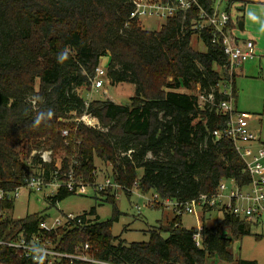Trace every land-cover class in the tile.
<instances>
[{"label":"trees","instance_id":"trees-1","mask_svg":"<svg viewBox=\"0 0 264 264\" xmlns=\"http://www.w3.org/2000/svg\"><path fill=\"white\" fill-rule=\"evenodd\" d=\"M198 2L210 11L216 0ZM234 2L228 0L229 11ZM132 9L130 0H0V187L15 190L32 172L41 171L46 181L57 178L64 183L71 169L77 180L93 184L96 157L112 165L106 178L128 187L137 182L144 193L178 201L212 194L222 179L234 178L241 186L250 183L232 141L212 134L225 125L227 115L209 103L204 108L198 104L199 90L213 94L216 103L226 100L218 84L229 74L227 56L223 46L212 41L211 29L195 28L197 7L179 10L159 30L145 29L130 17ZM240 18L231 25L237 27ZM195 34L206 44L205 51L192 45ZM65 49L67 59L58 63L57 56ZM106 55L109 84L135 85V94L124 103L110 98L87 101L79 92L93 83ZM235 78L236 74V97ZM34 97L42 102L33 104ZM49 108L54 111L52 119L32 127L36 113ZM84 113L92 114L100 126L74 120ZM64 129L69 130L67 136ZM22 145L29 160L21 156ZM44 151L52 152L50 161L42 158ZM96 191L113 203L110 218L99 220L92 207L81 213L82 222L50 232L40 228L41 221L50 218L48 213L17 217L11 213L16 200H0V237L44 235L69 253L89 243L96 261H73L83 264H206L210 256L234 259L233 238L224 233L225 227L233 236H243L250 233L251 223L257 224L225 211L218 224H203L200 246L196 228L185 227L182 215L174 214L167 225L150 228L147 241L128 243L112 231L122 214L117 195L110 188ZM75 193L61 185L46 201L52 207ZM0 264L35 262L0 244ZM239 264L256 261L241 259Z\"/></svg>","mask_w":264,"mask_h":264},{"label":"built area","instance_id":"built-area-1","mask_svg":"<svg viewBox=\"0 0 264 264\" xmlns=\"http://www.w3.org/2000/svg\"><path fill=\"white\" fill-rule=\"evenodd\" d=\"M133 9L130 12L131 18H137L141 21L142 17L157 15L161 18H169L175 15L179 10L187 11L194 6L197 7L198 21L195 28L202 30L210 28L213 34L212 41L222 45L227 56V68L229 79L226 82L218 84L219 91L227 95L226 100L214 102L213 94L206 95L203 92L198 94V104L204 108L207 103L210 106H215L216 111L222 115H227L225 125L213 129L212 134L216 139L228 138L232 141L236 151L245 163V169L250 175V183L247 186H241L234 178L222 179L218 184L216 191L212 194L202 193L198 197L188 201H178L170 198H162L159 193L152 192L151 196H147L142 192L147 199L149 205L154 206L162 204L172 206V211L176 215L185 213L195 214L199 211H204L208 208H221L224 212H229L236 216L246 218L251 222H264V143L260 142V133L250 129L249 118L251 114L246 111H239L235 106L236 97L234 96V75L237 68L244 62L252 60L256 57L255 42L253 39H246L243 43L236 40V36L230 33L233 16L227 8L223 9L214 5L210 11L202 7L198 0H130ZM217 3V0L216 2ZM197 35V34H196ZM107 70L99 66L96 70V76L93 79L95 88H101L105 85L104 79L109 83L106 77ZM77 122H83L86 125L99 127V122L90 113H84L80 117L74 118ZM69 134L68 129L63 130V135ZM42 158L45 157L42 153ZM48 161V160H46ZM50 161V160H49ZM57 172V171H56ZM44 171L38 175L32 172L26 179L24 186L17 187L15 190H6L0 187V200H11L20 197V192L23 188L28 190H42L45 187L55 189L61 186L77 193L83 192L86 187L95 186V190H104L110 188L111 192L117 195L119 190H127L133 193V188L138 185L134 183L133 187L124 186L117 182L104 179L101 182L85 183L81 178H75L73 170L68 174V180L61 183L57 178L51 181L44 179ZM230 183V185H229ZM230 186H233L232 188ZM54 191V192H55ZM53 192V193H54ZM52 193V194H53ZM139 208V205H137ZM82 222L81 214L62 212L60 216L51 221V217L44 219L40 223V228L45 231H52L58 227L71 226L72 223ZM203 225L197 227L194 235L196 243L202 246ZM30 239L22 232L12 239H3L0 237V244H5L13 247L18 252H21L27 257H31L27 248L29 246H37L40 249L46 250L44 262L53 263L63 259L87 260L96 261L94 257L89 255V243L83 247H77L75 252H65L57 249L56 243L44 235L33 234ZM32 258V257H31Z\"/></svg>","mask_w":264,"mask_h":264},{"label":"rangeland","instance_id":"rangeland-1","mask_svg":"<svg viewBox=\"0 0 264 264\" xmlns=\"http://www.w3.org/2000/svg\"><path fill=\"white\" fill-rule=\"evenodd\" d=\"M222 0H217L220 2ZM230 11L233 20L240 16L235 2ZM220 7L225 9L228 7V0H223ZM166 22V19L154 16H146L141 18L142 26L147 30H159ZM230 33L235 35L234 29L231 28ZM192 45L200 51L206 50V44L198 37L193 35ZM110 58L108 55L103 56L100 60V66L107 69ZM254 62V63H253ZM257 62V63H256ZM250 64L254 66L250 67ZM248 72L236 76L237 96L235 106L239 111H246L251 114L249 120L250 129L256 133H260V142L264 143V72L259 64V59L249 61L246 64ZM105 85L101 88H95L94 83L89 87H80L79 92L87 101L97 98H110L118 103L126 102L129 97L135 94V85L131 82L119 83L111 85L104 79ZM181 91L188 89L180 88ZM192 92L197 93L198 88H194ZM100 126V125H99ZM21 156H26V148L23 145L19 147ZM43 155L46 160H51L53 154L50 151H44ZM29 160V159H28ZM57 158V163H60ZM97 167V182L103 181L111 174L112 165L108 162H102L99 158H95ZM143 170L140 169V173ZM230 185V183H229ZM231 188L233 186H230ZM55 189L47 188L42 190L31 191L23 188L20 197L15 201V207L11 211L15 216H24L27 213L46 212L50 215L51 221L55 217L60 216L62 212L81 214L88 212L92 207L97 209L99 220H106L111 217L113 212V203L106 200V197L95 190V186L86 187L83 192L75 193L67 196L59 201L55 206L49 207L46 196L52 194ZM139 184L133 188V193L129 196L124 190L117 191V205L122 214L118 221L114 223L113 234L119 239L126 242L147 241L150 237V228L159 226L160 223L167 225L174 217L172 206H159L157 203L149 205L147 199L142 194ZM147 196H151L152 191L145 192ZM139 205V208L137 207ZM224 211L216 208L207 212L199 211L197 215L185 213L182 215V224L187 228H196L204 224V226H214L222 221ZM250 233L243 236L232 235L229 227L224 228V233L232 236L233 244L231 251L234 259L225 261L217 256H210L206 259V264H239L241 259L256 261V264H264V222L250 225ZM167 236L166 233H164ZM90 250V249H89ZM87 251L92 256L90 251ZM44 264H61L60 262L44 263ZM64 264H83L82 262H68Z\"/></svg>","mask_w":264,"mask_h":264},{"label":"crops","instance_id":"crops-1","mask_svg":"<svg viewBox=\"0 0 264 264\" xmlns=\"http://www.w3.org/2000/svg\"><path fill=\"white\" fill-rule=\"evenodd\" d=\"M220 3L222 4L223 0L215 3V5L220 7ZM235 4L237 6L238 13L243 16V27L240 28L238 25L241 18L236 23L237 27H233L236 40L239 43H243L246 39H253L256 48V57L239 66L236 70V76L244 74V71L247 73L249 68H246V64L249 61H256L257 58L259 59V64L264 72V0H235ZM233 5L231 7H233ZM251 66L254 69L255 65L253 66V64H250V67ZM201 224L199 226H201Z\"/></svg>","mask_w":264,"mask_h":264},{"label":"clouds","instance_id":"clouds-1","mask_svg":"<svg viewBox=\"0 0 264 264\" xmlns=\"http://www.w3.org/2000/svg\"><path fill=\"white\" fill-rule=\"evenodd\" d=\"M253 18L255 19L254 16H253ZM66 59H67V49H65L64 51H62L61 53L58 54L57 62L63 63ZM37 101L42 102V98L41 97H34L31 102L33 104H35ZM53 115H54V111L50 108L38 111L36 113V116H35L31 126L32 127H38L41 125L42 122L50 121L52 119ZM27 251L31 255L35 264H44L46 250L40 249L37 246H29L27 248Z\"/></svg>","mask_w":264,"mask_h":264},{"label":"water","instance_id":"water-1","mask_svg":"<svg viewBox=\"0 0 264 264\" xmlns=\"http://www.w3.org/2000/svg\"><path fill=\"white\" fill-rule=\"evenodd\" d=\"M238 25H239L240 28L243 27V20L242 19L239 20Z\"/></svg>","mask_w":264,"mask_h":264}]
</instances>
